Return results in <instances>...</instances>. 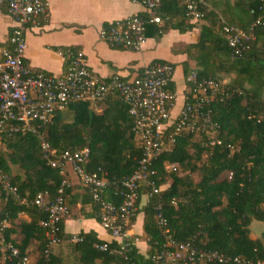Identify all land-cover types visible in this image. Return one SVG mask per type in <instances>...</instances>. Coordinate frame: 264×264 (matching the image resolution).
<instances>
[{"label":"trees","instance_id":"16d2710c","mask_svg":"<svg viewBox=\"0 0 264 264\" xmlns=\"http://www.w3.org/2000/svg\"><path fill=\"white\" fill-rule=\"evenodd\" d=\"M207 2L210 9L199 23L186 18L181 0H166L155 12L162 13L166 6H182L183 11L178 14L183 17L180 26H186L179 29L182 32L202 24L198 42L186 52L195 62L198 81L211 80L220 86L210 108L220 127L215 140L222 145L210 146L205 135L198 136L199 143L192 140L197 135L179 138L172 151L156 163L160 177L157 185L168 187L160 198L150 197L144 209L150 249L146 256L141 255L133 243L131 264H158L154 258L166 243L164 229L159 225L160 206L167 221L166 229L176 242L225 255L231 260L228 264H237L236 259L264 263V230L256 237L253 229L255 223L264 226V21L258 23L264 17V0H234L232 5L229 0ZM223 15L229 20L225 21ZM243 16L248 22L243 21ZM161 17L170 27L172 18L164 13ZM142 19L148 26V20ZM223 22L255 35L249 50L240 56L234 54L222 32ZM77 51L71 50L73 54ZM185 71L188 75L187 64ZM225 80L229 82L224 83ZM172 84L173 80L169 90L174 92ZM191 90L190 85L187 95ZM68 111L73 114L71 119L65 116ZM134 123L128 106L117 96L96 106L72 104L47 121L35 122L36 132L0 135V146H5L0 147V170L11 177L21 198L32 201L45 192L54 198L67 173L62 175L47 166L43 137L57 154L89 149L88 171L102 169L110 180H120L135 172L142 157ZM173 130L174 126L169 127L168 133ZM165 165H177V171L167 173ZM68 184L65 197L72 210L77 201H73V186L69 181ZM84 189L82 204L94 205L99 212L91 191ZM142 190L149 194L148 188ZM110 193V200L118 203L113 189ZM22 215L31 222L21 219ZM46 219V213L36 206L22 205L14 198L6 201L0 185V227L8 222L3 235L20 251L21 257H28L33 264H125L115 252L123 245L119 241L104 242L94 233H82L78 236L84 239L83 243H70L73 235L66 234L64 229L67 219L60 226L62 244L55 248L49 262L45 261L49 238L41 223ZM107 243H110L108 251H101L100 247ZM1 257L0 253V260Z\"/></svg>","mask_w":264,"mask_h":264},{"label":"built area","instance_id":"2783aa9c","mask_svg":"<svg viewBox=\"0 0 264 264\" xmlns=\"http://www.w3.org/2000/svg\"><path fill=\"white\" fill-rule=\"evenodd\" d=\"M141 5L148 11L155 12L166 0H129ZM186 8V18L190 22H202L210 5L207 0H181ZM0 4L7 8L15 22L11 37V48L3 53L0 62V135L25 134L36 132L33 124L47 121L57 112L66 110L70 105L86 103L96 106L113 96H117L127 106L129 115L134 119V134L141 143L142 157L137 169L130 176L120 180L109 179L102 169L91 173L88 164L91 158L89 149L82 151H65L55 153L49 143L41 137L44 159L48 167L66 175L71 169L78 177L81 185L91 191L92 199L98 204L99 223L110 235L112 241L123 245L115 252L121 255L125 264H131L130 252L133 249L131 228L135 222L138 202L142 188L149 189L150 197L160 198L165 186H158L160 181L156 163L160 158L172 151L179 138L205 135L209 137L212 147L222 145L215 140L220 129L213 117L210 104L220 86L214 81H198L193 73L188 81L192 90L186 97V103L177 119L172 117V108L177 100L176 92L169 90L175 68L170 63L156 62L145 69L138 77L127 80L120 75L105 79L88 66L85 54L78 50L75 54L69 52L72 62L63 77L35 74L25 66L24 58L27 50L26 34L30 27H35L47 16L48 8L45 0H1ZM264 21V17L258 23ZM151 23L160 24L161 19L153 18ZM224 23V22H223ZM223 34L228 46L235 55L240 56L250 49V44L256 40L249 33L223 25ZM100 39L112 47L141 52L147 42V23L139 16L114 23L100 32ZM264 115V113H263ZM263 119V116H260ZM174 130L168 133L169 127ZM177 165H165L167 173L176 172ZM0 185L6 201L16 199L22 205H33L44 211L47 219L41 224L47 230L49 238L48 249L44 259L49 262L54 250L62 244L60 237L61 224L69 217L70 208L65 197L66 179L57 195L52 198L49 192L40 193L34 200L21 198L17 187L12 184L11 177L0 170ZM113 187V188H112ZM113 189L119 198L116 203L107 197V192ZM159 225L163 227L165 246L155 256L158 264H228L231 262L225 255L217 252H207L190 243H178L170 236L167 221L162 215V207L158 208ZM9 227L5 221L0 227V253L3 264H33L28 257H21L20 251L8 243L3 235V229ZM72 244L83 243L78 235L69 240ZM107 243L100 247L108 251ZM237 264H254L236 259ZM264 264V263H258Z\"/></svg>","mask_w":264,"mask_h":264},{"label":"crops","instance_id":"0c3cea01","mask_svg":"<svg viewBox=\"0 0 264 264\" xmlns=\"http://www.w3.org/2000/svg\"><path fill=\"white\" fill-rule=\"evenodd\" d=\"M45 2L48 8L47 16L42 18L37 26L30 27L26 34L27 50L24 63L27 68L35 74L63 77L70 67L69 52L73 48L81 50L85 54L90 70L105 79L120 75L133 80L154 63L168 62L175 66L172 88L177 94V100L171 113L173 119L178 118L189 92L188 79L196 69L195 62L191 60L186 50L198 42L199 27L202 25L198 24L193 30L180 31L179 29L186 28L180 26L183 17L178 14L179 11H183L182 6H166L161 13L148 11L129 0H45ZM163 13L172 18L168 24L170 27H167L161 17ZM133 16L148 20L147 42L143 51L133 52L112 47L100 39V32L103 29ZM153 18L161 19V23H151ZM14 29L13 18L7 8L0 4V62L3 60L4 51L11 48L10 40ZM185 64L188 65V75ZM228 82L229 80L224 81ZM67 180L73 186V201H77V204L65 221V233L73 236L94 233L101 241L112 242L110 235L99 223L98 208L82 204L85 189L71 169H68ZM107 197L111 198L110 192H107ZM149 202L150 195L142 190L137 216L130 233L134 245L144 256L150 249L149 238L145 232L144 214ZM20 218L31 222L26 215ZM254 228L261 232L264 230L261 223H255Z\"/></svg>","mask_w":264,"mask_h":264},{"label":"rangeland","instance_id":"374dc122","mask_svg":"<svg viewBox=\"0 0 264 264\" xmlns=\"http://www.w3.org/2000/svg\"><path fill=\"white\" fill-rule=\"evenodd\" d=\"M229 1H230L231 5H232L234 0H229ZM223 18L225 19V21L229 20V17L227 15H223ZM242 19H243L244 22L245 21L248 22V19L245 16H243ZM65 116L67 117V119H71L72 116H73V114L70 113V111H68L67 113H65ZM192 140L195 143H199L201 141V137H198V136L197 137H193ZM0 147L3 148V149H5V146L4 145H1ZM16 170H17L16 168L13 170V173L14 174H16V172H17ZM254 233H255V235L257 237L260 234V230L254 228ZM0 264H3L2 263V260H0Z\"/></svg>","mask_w":264,"mask_h":264}]
</instances>
